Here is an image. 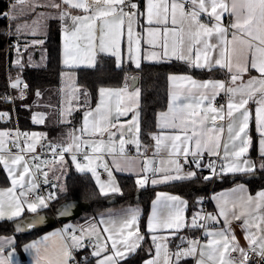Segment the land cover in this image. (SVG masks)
Returning a JSON list of instances; mask_svg holds the SVG:
<instances>
[{"label":"snow or ice","instance_id":"obj_1","mask_svg":"<svg viewBox=\"0 0 264 264\" xmlns=\"http://www.w3.org/2000/svg\"><path fill=\"white\" fill-rule=\"evenodd\" d=\"M29 3V0H16L13 9L17 5ZM69 9H80L85 15H71L69 11L61 12V19L68 17L72 21V29L65 28L64 35V63L74 64L84 59L94 61L97 51L101 53H110L117 60L119 65L121 61V38L124 35V27L127 25V37L129 42L128 51L131 58L135 60L136 66H140L141 47L140 40L136 39L133 30V24L136 22L140 13L137 4L131 3V0H62ZM127 6L135 11L125 12ZM55 8H60V4L53 3ZM230 13L234 19L228 25L223 26L222 20L224 13ZM202 14H207L215 23L211 25L203 23ZM7 15V14H5ZM146 17L149 25L153 22L164 26L162 29L149 27L147 29V43L155 48L157 45L160 51H151L144 56L147 60H160L162 58L175 57L178 60L189 63L196 68H209L219 66L230 73L231 84L236 87L226 86L224 81H197L188 75H171L169 80L179 88L181 84L187 85L182 90L170 93V100L167 111L159 113L158 127L161 129L179 130L176 134L153 135L157 152L160 150L168 151L169 157L183 155L185 158L191 154L193 157L202 155L204 150L210 155L219 157L221 149L223 150L222 159L227 163L223 164V172H253L255 164L242 158L248 152L251 145V137L248 135L249 121L251 113L248 109L250 101L255 100L257 107L255 110V122L257 131L261 139L259 140L260 154L264 157V0H147ZM12 19H16L15 16ZM171 23L173 27L167 25ZM17 25V31L20 30ZM231 34V39L228 34ZM216 36L219 45L212 44L211 38ZM171 38V46L169 40ZM135 41V48L132 47ZM42 43V41L38 42ZM220 47V58L213 61L210 53ZM19 63V61H17ZM254 69L259 76L251 77L246 83L243 82V74ZM240 82L237 84V82ZM21 81L17 78L12 83L13 88L19 87ZM26 88L27 85L25 84ZM77 89H73V96L67 101L68 107L64 109L61 115L70 114L72 101L78 99L75 96ZM220 91L229 94V100L226 105L215 107L213 102ZM40 95L39 92L36 93ZM100 101L94 110L85 112L83 125L79 130H74L70 135V142L66 145L49 144L48 148L53 154L51 163H65V153H71V160L80 172L90 171L96 178L100 187L101 194L107 195L109 191L119 192L113 178L112 170L107 162H104V154L112 155V163L118 170L121 168L120 160L117 154L129 161L125 155V144L134 143L137 151L141 147L139 140V112L136 109L139 106L140 90L129 92L127 85L121 89L100 88ZM112 97H116L115 118L119 120L120 116H125L128 112H133L132 120L124 124H113V110L111 107ZM257 97H259L257 99ZM185 100L193 101L185 103ZM125 101L128 103L126 104ZM5 114H0V116ZM228 119L227 124V142L223 140L225 128L218 125V121ZM211 121L212 127L208 126ZM36 122L43 123L40 118ZM134 136V139L128 141L124 137V128ZM118 128L120 132L119 144L113 139L117 133L111 131ZM79 131L80 135H76ZM105 133L108 135L107 142L103 139ZM84 134L99 136L100 139L84 140ZM10 134L0 132V165L8 172L11 178V187L0 190V218L7 217L13 219L19 217L24 211L25 206L30 212H37L39 208L48 206L47 200L53 199L51 195L46 198L40 195L36 196L34 201H29L28 193L36 189L35 178L37 173L41 172V161L37 163L38 157L35 155L36 148L41 145L45 139L42 133H17L16 139L12 144L18 149L13 153L6 147L5 140ZM23 136V146L20 143V137ZM194 145V149L193 146ZM42 146V145H41ZM82 147L90 148V153L84 151L81 163L78 160V154ZM59 149V152H57ZM7 152V154H5ZM31 161V163H30ZM197 167H200L199 161H194ZM167 164L173 168H153L152 161L145 160L142 171L162 173L159 179H153L152 184L166 183L170 180L190 179L196 175L195 172H188L186 175H179L182 171V165L177 159H169ZM98 167H103L108 174V181H102ZM208 168L214 170L213 164H208ZM264 168V163L261 164ZM35 169V171H34ZM174 170L177 175L169 174ZM44 183H47L48 172L43 171ZM209 179L208 176L204 177ZM148 182L147 175L137 179L136 183L143 187ZM17 187L21 190L17 192ZM243 195L232 202L229 209V202L225 200L219 206L220 217H224L225 227L218 231L208 232L211 237L206 244L201 245L197 240L188 242V247L180 248L175 253L170 254L166 244L157 241L166 240L167 237H158L152 235L151 239L155 244V255L153 258L144 261V264H172V257L177 261L182 256L199 255L197 264H251L249 253H255L259 257L260 264H264V190L255 194L248 195L244 192L243 186H239ZM233 191H236L235 189ZM187 201L178 196L158 193L153 201L152 215L148 220V230L155 233L158 229L172 230L170 234L174 235L176 231L188 225L185 223L183 214ZM239 206L240 211L235 209ZM235 220L243 219L242 228L245 231V240L247 247L240 245L236 235L230 228L228 220L229 212ZM200 220H211L219 222L216 215L207 214L200 216L196 213L191 221L192 227H205L199 223ZM101 223H105L101 221ZM67 231V229L65 230ZM102 233H107L102 236ZM85 235L96 236L97 241L92 255L96 257V264H120V260L135 252L144 240L137 226V216L133 214L129 219H125L118 225L112 221L102 230L97 231L94 225L87 230H81V235L77 236L70 232L67 241L62 243L59 249L55 264H70L72 259V249L83 247ZM62 240L64 237L61 235ZM47 239V237L45 238ZM110 242V244H109ZM30 248H36L37 253L40 249L37 243L29 245ZM0 249V264H11V253L8 257L2 255ZM237 253L238 257L233 256ZM52 264L47 257H38L36 264Z\"/></svg>","mask_w":264,"mask_h":264},{"label":"crops","instance_id":"obj_2","mask_svg":"<svg viewBox=\"0 0 264 264\" xmlns=\"http://www.w3.org/2000/svg\"><path fill=\"white\" fill-rule=\"evenodd\" d=\"M131 1L135 4H137L140 13H144L143 15H138L136 18V22L133 24L134 33L138 34V35H136V39L140 40V47H141L140 65L144 62H158V61H166V60H174V59L178 60L175 57L162 58L160 60H155V61L144 59V56L147 55L148 53H150L151 51H160V48L158 45L155 48H153L151 45H149L147 43V41H148L147 29L149 27H157V28L162 29L164 26L157 25V24H155V22H153L152 25L148 24L147 17H146L147 0L143 1V6L139 5L138 0H131ZM12 2H16V0L10 1V4H9L10 16H11V19L13 16H15L16 19H14V20H17L16 24H15V28L13 29L14 53H15V55L13 57V61L16 57L19 58L22 62L24 60H31L30 63H26L25 65L22 64V68L23 67L25 68L28 65H42V64H44V62L46 60V54H44V52H46L44 44H45V40H46L47 33H48V30L45 29V26H49V22H51L52 20H57L59 22V24H60V42H61V65L64 68L62 71V75H61V84L59 86L60 87L59 119H60V121H62L64 123H68L73 118V116L76 112L81 111L79 126L75 129H72L69 132V134L71 132H73L74 130H79L83 125V119H84L85 112L90 111V110H94L97 107V105L99 104L100 94L98 93V100L94 105H86L87 101H86V97L84 95V92L81 89V87L77 84V81H76V75H77L76 69L80 68V67L94 66L97 63V59H98L99 55H101V54L111 55V54L110 53H101V52L97 51V54H96L94 61H89L86 58L80 62L66 65L64 63V58H65L64 57L65 28H68L69 30H71L73 25H72V21L70 18L65 17L64 19H61V12L67 10L73 16L85 15L86 13H84L80 9H69L67 5H64L62 3V0H29V3L26 4V7H24V5H20L19 7L16 6L15 9H13ZM53 3L60 4L61 7L60 8L52 7L51 5ZM33 4H35V12L32 13L31 16H34V15L38 16L39 15L41 17V19H43L42 30L38 31V32L37 31L29 32V34L26 33L24 31V29H22V28L19 31H17L16 27L18 25V23H17L18 20L31 17V16L26 17V15L24 13L26 10H29ZM124 11L128 12L126 7H124ZM133 11H135V10L133 9ZM233 19H234V17L230 13H227V12L224 13L223 20H222L223 26L228 27L227 21L228 20L233 21ZM201 20L203 23H206L209 25H211L212 23H215L214 19L210 20V18L207 14H202ZM167 27L171 28L173 26L169 22ZM228 38L231 39L230 33L228 34ZM40 41H42V43H38ZM210 42L212 44L219 45V40L216 36H213L211 38ZM169 44L171 46V38L169 40ZM132 47L135 48V41H133ZM120 48H121V61L119 63V66L129 65V64L132 66H136L135 60L131 58V54L128 51L129 42H128V37H127V25L126 24L124 27V35L121 38ZM210 55L213 57V61L215 59L220 58V47H217V49L214 52L210 53ZM115 60H116V58H115ZM116 63H117V60H116ZM192 67H194V66H192ZM197 69L207 71L210 73V75L201 77V76H197V75H194L192 73H187V72H174V73H170L168 75V104H169L171 92L182 90L183 88L187 87V85H184V84H181L179 86V88L175 87L172 84V82L169 80V76H171V75H188V76H191L193 79H195L197 81H201V82L206 81V80L224 81L226 86H230V87H236L237 86V85L231 84L230 73H228V71L226 69L220 68L219 66H214L211 69H209V68H197ZM253 76H259V73L254 69H250L249 72L243 74V82L246 83ZM18 78L21 79L20 76ZM239 83L240 82L238 81L237 84H239ZM125 85H127L129 92L135 91L137 88L139 89L138 86L132 88L130 86L129 80L120 86H104L101 88L121 89V88H124ZM73 89L78 90L75 92V96L78 97V99H75L72 101V109L73 110L71 111L70 114L65 113L64 115H61V113L64 111V109L68 107L67 101L73 96ZM258 98L259 97H257V99ZM139 102H140V97H139ZM184 102L190 103L193 101L185 100ZM125 103L127 104L128 102L125 101ZM227 103H228V101H227ZM227 103L223 104L225 106V108H226ZM115 106H116V97H112V100H111V107L113 110L112 123L117 124V125H119V124L127 125V122L132 120V116L134 113L128 112L127 115L120 116L119 120H117L115 118ZM257 106L258 105H257L255 100L250 101L248 106H247L250 113H251V119L249 121L248 135L251 137L252 142H251V145L249 146L248 152L242 158V160L248 159V160L252 161L256 166L255 170L253 172H236V173L221 171L220 180H222L226 176H232L231 180H233V177L237 176L238 174H244L247 177V179L254 180L253 183H257V182L261 181L262 179H264V168L261 167V164L264 163V157H262L260 154V146H259V140L261 139V137L259 135V132L257 131L256 122H255V110H256ZM217 108H219V107H217ZM167 109H168V105L164 111H167ZM136 111L139 112V126H140V109H139V106L136 109ZM164 111H162V112H164ZM40 118L43 119L42 114H39V116L36 120H38ZM158 118H159V114H158ZM158 118H157V130L154 133L155 135H159L161 132H163L165 134H176L179 131V130H173V129H161V128H159L158 127V123H159ZM228 122L229 121H228L227 117L225 118L224 121H222V122L218 121L217 122L218 125L223 126L225 128V132L223 134V140L225 142H227V124H228ZM208 126L212 127L211 121L208 122ZM111 131H115L117 133V135L113 139L116 141L117 146H118L119 139H120V132H119L118 128H113V129H111ZM123 131H124V137L126 140L131 141L134 139V136L128 132L127 127H125ZM0 132H7L8 133V128H0ZM31 133L46 134L44 130H39V129H33V130L29 131V134H31ZM69 134H68L67 138L64 140V143H63L64 145H66L67 143L70 142V135ZM76 135H80L79 131H76ZM82 139L91 140V139H100V137L99 136H91L89 134H84ZM103 139L107 142V140H108L107 133H105ZM5 140L7 141L6 147L8 149H11V151L13 153L18 151L16 148H14L12 146L9 137H6ZM139 140H140V133H139ZM140 143H141V141H140ZM129 145H132L131 149L129 148ZM192 147L194 149V145ZM84 151H88L90 153L91 150H90V148L82 147V150L79 153L81 155V158H79V154H78V160L81 163H86L83 160ZM5 154H7V152H5ZM125 155L128 158H130L129 161H125L124 159H122L119 156V154H117V158L120 160L121 168H123L124 170H118L116 165H114L112 163V155L105 153L104 157H103L104 162H107L109 165V168L112 170L113 178L115 180L116 185L119 187V189H120V186H119V182H118V174H120V173L132 175L136 181H137V179L142 178L144 175H147L148 182L143 187L157 186V185L165 184V183H159V184H152L151 183V181L153 179H159L161 177L162 173L151 172V171L148 173H144L142 171V169H143L145 160L152 161V167L153 168L165 167V168H173L174 169V166H171V165L167 164L166 162L169 159H177L178 160V158L180 156H182V155H179L176 157H169L168 151H166V150H160L159 152H157L156 147H155V140L151 143V145H149L147 147H143L141 144L139 152L137 151V146L134 143H131V142L126 143L125 144ZM202 155H210V154L207 152V150H204ZM202 155H200V156H202ZM210 156H214V155H210ZM220 157H221V165L223 166V164H225L227 162L222 159V157H223V150L222 149L220 151ZM51 162L52 161H50L47 165L42 163L41 169H42V173H43V171L48 172L47 180L53 182L52 183V186H53L52 190L49 191L48 196L51 195L54 198L57 196L56 192H57V188H59V185H57V180L62 177V174L64 173L65 174L64 176L66 177V175L69 173L70 170H76V171H79V170L76 168L75 164L71 160V153H65V163L63 165H61L59 163L50 164ZM2 168L4 170V175H5V177L3 176L4 177L3 179H6V183L0 184V190L7 189V188L11 187V178L8 176L7 170L3 166H2ZM84 172H89L92 175V173L90 171H84ZM97 172L99 173L100 179L102 181H105V182L108 181V179H109L108 174L104 170L103 167H98ZM188 172H195L196 173L195 176L198 175L196 170H194L193 168H190L189 166L184 165V164L182 165V171L179 173V175L183 176V175H186ZM169 174L177 175V173L174 170L170 171ZM92 177L94 178V181L96 182L95 176L92 175ZM194 177H192V178H194ZM256 178H257V180H255ZM247 179H240V180L234 181L230 185L222 186V187H219L215 190V192L212 195V202H211L212 209H211V212L209 214L216 215L218 217L219 222L217 223L215 221L207 220V226H206L205 231H204V238L200 242L201 245L206 244L207 241L211 238L207 235L208 232L218 231V230L223 229L225 227L224 217H220L218 215L219 206L225 200H227L229 202V204H228L229 209H231V205H232L233 201H236L238 204V197L244 194V193L240 192L239 186L242 185L244 188V192L247 193L248 195H252V196H255V194L257 192L264 190V185L257 188L256 190L252 189L251 183ZM180 180H187V179H180ZM173 181H179V180H170L166 183L173 182ZM96 184H97V182H96ZM97 186H98V189L100 190V187L98 184H97ZM138 187H140V186L138 185ZM234 189L236 191H233ZM20 190L21 189L19 187H17V192H19ZM116 193H118V192H111V191L108 192V194H116ZM158 193H166L168 195L178 196L182 200L187 201L186 206H183L184 207L183 214L185 217V223L188 226L181 228L180 230L176 231L174 235L170 234L172 230L158 229L155 233H152L148 230V220L152 215L153 201L156 199ZM28 199H29V201L35 200V199H31L29 197H28ZM51 200L52 199H50V201ZM188 204H189L188 200L184 196H182L178 193L171 192L169 190H164V189H159L156 192V195H155L154 199L152 200V203L150 206V210H149V213L147 216V221H146V226H145V230L147 232V235L149 236V238L153 244V252L150 256H148L146 259H144V261L153 258L155 255V244L151 239L152 235H156L158 237H167L166 240L157 241V242H162V243L166 244L170 254L175 253L176 251H178L181 248L179 245L180 243H183L184 244L183 248H186L189 246L188 242L191 240H194L195 235L192 236L190 234V232L195 228V227L191 226V221H192L193 216L196 213H200V216H202V213H201V211H196V212L192 213L191 216L190 215L188 216ZM235 211L237 213H239V211H240L239 206H237ZM35 213H40V212H35ZM35 213L28 211L27 206H25L22 214L19 217H14V218H20L19 220H21V219L25 218L26 216L31 215V214H35ZM133 214H135L137 216V226L139 227L140 234L145 236L144 232L142 231V229L140 227V217L142 214V207L139 204H132V205L124 206V207L107 208L105 210L98 212L96 215L83 217L81 220H75V219L73 220L72 219V221L68 220L65 222H61L60 224H58L56 226L50 227V228L42 231L37 236H35L31 240L24 243L21 246V248H18L16 246L15 235H13V234H0V249L3 250L2 255L4 257H8V254L11 253V257H10L11 264H36L38 257H47L48 259H50L52 261V264H55L57 253H58L59 249L61 248L62 243L64 241H67V237H68L70 232L74 231L75 235L80 236L81 230H87L94 225L97 227V231H100L106 225H110V223L112 221H115L116 224L118 225L123 220L129 219ZM6 219L10 220L6 216L3 218H0V220H6ZM243 219L244 218H242L241 220H235L232 218L231 211L229 212L228 220L230 221L231 230L236 235L240 245L243 247H247V241L244 238L245 237V231L242 228ZM101 221H104L105 223H101ZM66 229H67V231H65ZM61 235L64 237V240H62ZM106 235H107V233H102V236H106ZM46 237H47V239H45ZM177 238H178V240H176V243L171 244V240L177 239ZM88 240H93L96 244L97 237L85 235L84 239L82 241L84 246L81 248H74V249L82 257H86V255L93 257L94 263L96 264L97 258L92 255L94 248H91L88 246V244H87ZM34 242L38 244V247L40 249L39 253H37L36 248L28 247L29 245L33 244ZM67 242L70 244V241H67ZM109 244H110V242H109ZM133 253H131V254H133ZM131 254H128L124 258L130 256ZM233 256L239 258L237 253H233ZM124 258H122L121 260H123ZM199 258H200L199 255L182 256L180 258V260L177 261L175 259V256H173L172 257V264H197V260ZM144 261L142 262V264H144ZM42 264H46V261H42Z\"/></svg>","mask_w":264,"mask_h":264},{"label":"trees","instance_id":"obj_3","mask_svg":"<svg viewBox=\"0 0 264 264\" xmlns=\"http://www.w3.org/2000/svg\"><path fill=\"white\" fill-rule=\"evenodd\" d=\"M11 0H0V114H8L11 119L1 121L0 128H10L15 125L12 112L16 110L20 126L29 131L39 129L45 131V139L52 144H63L69 132L80 124L81 111L76 112L73 118L64 123L59 119L60 110V84L63 67L61 65L60 24L57 20L49 22L48 33L45 40L46 60L42 65H28L16 71L15 77L27 87H12L14 103L8 98L9 86L12 85V69H18L13 64L15 20L10 22L2 19L1 14L8 9ZM144 0H138L143 6ZM76 81L86 97V105H94L98 100L99 89L104 86H120L128 81L133 74H138L140 83V141L143 147L151 145L153 135L157 130L158 114L164 111L168 105V75L174 72H187L197 76H209L210 73L190 66L180 60H166L158 62H144L139 67L132 65H117L114 56L101 54L97 63L91 67L77 68ZM37 92L40 93L37 96ZM88 95H87V94ZM39 114L43 115V123L36 122ZM4 170L0 165V184L6 183L3 179ZM207 174L197 175L187 180L173 181L157 186L138 187L135 178L128 174H118L120 191L116 194H101L94 178L89 172L70 170L65 177V189L51 200V208L47 207L43 212L52 213L57 206L68 199L85 200L90 203V208L80 216L96 215L98 212L111 207H124L139 204L142 207L140 227L144 232V240L141 246L130 256L120 261V264H142L144 259L153 252V244L145 230L147 216L152 200L159 189L169 190L184 196L188 204V216L196 211H202L204 197L209 191V179ZM209 177V176H208ZM226 176L218 180L215 190L222 186L232 184L240 179H247L244 174ZM249 180L252 189L264 185V179L257 183ZM257 180V178L255 179ZM210 208L212 206L210 205ZM79 216V217H80ZM20 218L0 220V234H13L16 237V246H21L31 240L42 231L56 226L61 222L24 232L18 228ZM199 232L195 227L190 234ZM177 239L171 240V244ZM86 264H95L94 258L86 255Z\"/></svg>","mask_w":264,"mask_h":264},{"label":"built area","instance_id":"obj_4","mask_svg":"<svg viewBox=\"0 0 264 264\" xmlns=\"http://www.w3.org/2000/svg\"><path fill=\"white\" fill-rule=\"evenodd\" d=\"M131 3H133L131 1ZM126 9L128 12L133 11V9H131L130 7L127 6V3L125 5ZM7 14V15H5ZM2 19L6 20L7 22H10L11 16H10V7H8L7 10H5L4 12H2L1 14ZM231 20L227 21V26L231 23ZM24 84L21 83L19 87H23ZM8 98L11 100V103H14V96L12 93V86H9V93H8ZM229 100V94H227L224 91H221L219 93V95L216 96L215 101L213 102L215 107H220L223 104H226L227 101ZM9 119H11V117L8 114L2 115L1 116V121L2 122H6ZM12 119L15 122V125L13 127L8 128V133L10 134L8 137L11 141L16 139L17 133H29L28 130L26 128H23L22 126H20L19 122H18V116L16 113V110L14 109V111L12 112ZM23 140L24 137L21 136L20 137V143L21 146H23ZM52 144L50 142V140H46L43 139L41 141V145H38L36 148V153L35 155L38 157V160L36 161L37 163H40L41 161H46V162H50L53 161V154L50 151V149L48 148V145ZM53 145H57V144H53ZM12 146L14 148H16L13 144ZM129 148H132V145H129ZM17 149V148H16ZM18 150V149H17ZM57 152H59V149H57ZM79 158H81V155L79 154ZM178 161L181 165H187L190 168H193L194 170H196V172L198 173V175H203V174H207L210 178L209 180V191L207 193V195L204 197V205L202 208V217L206 216L207 214H209L211 212L210 205L212 202V195L215 192V186L218 180H220V175H221V157H217V156H210V155H202V156H196L193 157L191 154H189L186 158L182 155L178 158ZM194 161H199L200 163V167L196 166V163ZM31 163V161H30ZM213 164L214 166V170L212 168H208L207 165L208 164ZM42 164V163H41ZM35 171V169H34ZM103 173V172H102ZM35 182L37 184V187L35 190L30 191L28 193V197L31 199H36L37 195L43 196L46 198L49 197L48 193L49 191L52 190V182L48 181L47 183H44V179L42 176V171L37 173L36 178H35ZM48 206L51 208V201L47 200ZM199 223L204 224L205 227H198L199 228V232L194 236V240H197L199 242H201L204 238V231L205 228L207 226V220H200ZM87 244L89 247L94 248L95 247V242L93 240H88ZM181 248H183L184 244L180 243L179 244ZM250 255V261L251 264H260L259 261V257L256 256L255 253H249ZM70 264H86V257H82L80 256V254L75 250L72 249V259L70 261Z\"/></svg>","mask_w":264,"mask_h":264},{"label":"water","instance_id":"obj_5","mask_svg":"<svg viewBox=\"0 0 264 264\" xmlns=\"http://www.w3.org/2000/svg\"><path fill=\"white\" fill-rule=\"evenodd\" d=\"M128 80L130 86L136 87L140 83L138 74L131 75ZM90 208V203L85 200L68 199L61 202L54 212H40L26 216L18 221V228L24 232H31L39 228L65 222L79 217L85 210Z\"/></svg>","mask_w":264,"mask_h":264},{"label":"rangeland","instance_id":"obj_6","mask_svg":"<svg viewBox=\"0 0 264 264\" xmlns=\"http://www.w3.org/2000/svg\"><path fill=\"white\" fill-rule=\"evenodd\" d=\"M15 2H12V5L14 4ZM20 5H17V7H19ZM24 7H26V4H24ZM35 12V4L32 5V7L29 9V10H26L25 11V15L26 17H30L32 15V13ZM16 21H13L15 22L16 24ZM43 19H41V17L38 15H34V16H31L30 18H25V19H21V20H18V25H20V29H24V31L26 33L29 34V32H33V31H41L42 30V27H43ZM49 26H45V29H48ZM17 28V27H16ZM44 54H46V52H44ZM17 61H19V63H17ZM31 60H24L23 62L19 59V58H15L14 61H13V64L15 67H17L18 69H12V73H13V81H16L18 76L15 77L16 75V71L21 69L22 68V64L25 65L26 63H30ZM87 94V93H86ZM88 95V94H87ZM29 134V133H28ZM50 164H53V163H50ZM43 175V173H42ZM65 174L63 173L62 174V177L60 179L57 180V185H59V188H57V194L62 192L64 189H65ZM44 178V176H43ZM50 180V179H49ZM53 183V182H52ZM47 208V207H46ZM46 208H39L37 210V212H43ZM200 214V213H199ZM84 216H80V217H77L75 218V220H81ZM74 220V219H73ZM72 221V220H71Z\"/></svg>","mask_w":264,"mask_h":264}]
</instances>
